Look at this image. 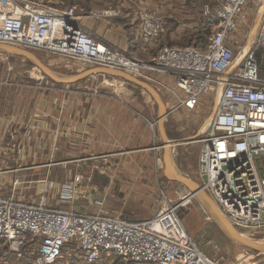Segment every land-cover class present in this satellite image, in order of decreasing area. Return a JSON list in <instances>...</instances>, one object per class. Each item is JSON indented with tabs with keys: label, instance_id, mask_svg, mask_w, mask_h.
<instances>
[{
	"label": "built area",
	"instance_id": "1",
	"mask_svg": "<svg viewBox=\"0 0 264 264\" xmlns=\"http://www.w3.org/2000/svg\"><path fill=\"white\" fill-rule=\"evenodd\" d=\"M252 1L224 0L218 32L206 48L164 46L152 62L94 37L75 7L39 0H0V43L40 48L129 74L171 75L185 92L179 106L188 110L215 91L214 116L200 139L203 189L237 230L264 228V176L257 163L264 157V17L249 47L236 52L229 42ZM167 25L164 16L143 12L138 41L153 44ZM162 202L152 218L132 221L56 208L44 199L22 201L4 194L0 184V238L18 246L24 264H61L64 246L75 241L87 264H106L113 257L137 264H220L187 233L179 206Z\"/></svg>",
	"mask_w": 264,
	"mask_h": 264
},
{
	"label": "crops",
	"instance_id": "2",
	"mask_svg": "<svg viewBox=\"0 0 264 264\" xmlns=\"http://www.w3.org/2000/svg\"><path fill=\"white\" fill-rule=\"evenodd\" d=\"M48 1L45 3L56 7H75L80 15L81 24L94 37L117 50L147 61L155 58L156 51L153 49L155 44L144 46L138 41L141 12L157 11L162 15L166 13L173 15L179 23L170 24V27H167L158 45H161L160 47L186 46L183 43L188 41H181L183 39L181 34L185 28L192 29L191 20L186 19L194 17L196 7L187 2L192 0H55V3L58 2L56 4H52L53 0ZM174 1L179 5L173 3ZM198 10L197 5V13ZM200 12H203V9H200ZM200 15L204 19L207 18L208 25L210 13ZM231 45L235 47L234 43ZM96 68L104 67L94 66L91 69ZM106 76L121 79L104 74H96L88 78L106 80ZM165 78L155 77L163 87L167 83ZM171 78L174 80V77ZM138 80L152 84L143 78ZM70 95H75V99L71 101L66 98L65 103L61 101L58 120L52 115L54 111L44 110L40 119L41 115L35 114V111L28 109V106L22 104L15 106L14 96L0 94V164L5 171L0 176V184L3 193L13 194L22 201L34 202L31 199L33 200L35 189L40 191L39 185L36 184L40 179L56 175L64 178L80 171L86 173L90 168L94 169L95 161L93 160L106 159L107 162L103 166L110 172L107 176L113 174L130 177L129 181H116L113 178L109 179L107 184L103 182L106 190L112 192L118 189L120 192L133 194L127 196L128 199H125L127 202L123 204L124 198L114 196L106 202L103 210L99 207L81 205L78 209L81 207L80 210L83 208L82 212L87 213L103 211L112 216L122 215L128 211L130 213L128 218L132 221L148 220L155 216L161 206H153L154 202L149 201L148 196L146 199L144 195L148 189V192H155V179L150 180L151 183L140 180L141 176L157 175V170L162 169V163L165 161V141L159 128L160 110L155 98L150 95L156 103L158 117H155L156 108L151 105L152 118H149L145 114L148 111L149 102L145 101L144 104L134 102L132 97L136 95L133 89L119 87L105 91L91 90L88 93L76 90ZM168 95L170 97V94ZM159 96L162 98L161 95ZM162 102L167 111L164 122L165 133L174 160L173 147L181 144V141L168 138L166 126L173 109L171 110L163 100ZM153 122L158 125V132L151 127ZM208 124L209 121L201 132H204ZM158 136L162 139L160 145L156 144L157 140L154 139ZM56 143L59 144V151L53 150ZM159 148H163L161 157ZM151 150L154 151L151 159L155 165L158 164L155 168L146 170L135 161L137 157L125 158L126 154H144V164H147V158L150 155L146 152ZM99 173L95 172L96 175ZM17 179L20 184L16 187L14 182ZM95 186L98 187V185ZM94 188L90 187L91 190ZM37 191L35 194H38ZM48 205L67 209L63 206ZM111 207L117 209L113 210ZM124 208L125 211H123ZM137 209L140 210L137 211Z\"/></svg>",
	"mask_w": 264,
	"mask_h": 264
},
{
	"label": "rangeland",
	"instance_id": "3",
	"mask_svg": "<svg viewBox=\"0 0 264 264\" xmlns=\"http://www.w3.org/2000/svg\"><path fill=\"white\" fill-rule=\"evenodd\" d=\"M43 1L49 2L48 0ZM52 2L51 3L54 4L55 0ZM187 2L196 5V7L195 13L193 14L194 17H190L189 19L184 18L186 20H191L192 24H190V26L192 25V29L185 28L184 31H182L181 35L183 36V39H181V41H188L186 42L187 44L183 43L186 45L185 47L196 46L201 49L206 48L212 36L218 32V25L220 23L218 11L223 5L224 0H192ZM173 3L179 5L176 1ZM263 3L264 0L252 1L246 8L245 17L240 20L238 29L234 33H231L229 42L230 44L234 43L236 52H241L244 48L250 46L251 41L255 36L252 35L259 27L264 17ZM184 5L185 4H183V6ZM197 5L199 7L198 13L196 12ZM62 8L69 7L62 6ZM200 9H203V12H200ZM153 12L158 13L157 11ZM206 12L208 14L210 13L208 25L206 24L207 18L204 19L203 16L200 15L202 13L205 15ZM142 13L143 12H141V14ZM141 14L139 16H141ZM77 15L80 16L78 13ZM160 15L164 16L168 20L167 27H170V24L179 23L178 19L174 18L171 14L166 13V15ZM161 36L159 38L160 40ZM158 41L159 40L153 43L155 44L153 49L156 51V56L164 47H160L161 45H158ZM0 44L6 45L4 43ZM10 46L34 54L54 73L62 77H75L94 67L90 66L87 62L58 55L44 49L24 46L17 47L13 45ZM259 54L261 53L259 52ZM138 58L145 62H152L155 59L147 61L141 57ZM142 76L146 77L149 80L148 82L152 83L150 84L146 82L149 86L156 89V91L160 93L159 95L162 96L163 99H161L165 102V104L169 106L171 110L173 109L172 113H170V116L168 117L166 127L169 140L183 141L181 144L173 147V149H175L173 162L177 173L193 180L200 188L203 189V179L199 168L201 151L200 139L203 138L208 131L211 120L214 116V107L217 98L215 91L204 94L200 98L199 105L193 110H188L179 106L181 103L180 97H184L185 92L177 86L175 78L173 80L171 75H164L154 71H146L142 74ZM155 77H158L159 79L166 77L165 80L167 83H163L165 87L161 86L160 82L157 81ZM105 79L106 80H104V78L97 79L92 77L81 80L73 85H61L45 75L26 57L0 50V94L14 96L15 106L20 104L28 106V109L35 111V114L41 115V117H39L40 119L42 118L44 110H50L54 111L52 115L59 120V104L61 101L65 103L66 98H69L71 101L75 99V95H70L71 92L74 93L78 90L88 93V91L91 90L105 91L116 88L118 89L119 87L133 89L136 95L132 97L134 102L138 104H144L145 101L149 102L148 111L145 112L149 118H152L150 106L154 105L156 108L155 117H158L156 103L147 91L134 84H129V82H126L123 79L109 78L107 76ZM168 94H170V97ZM208 121L210 122L209 126L204 130V132H201L202 128ZM151 127L158 132V125L154 122L151 123ZM154 139L155 141L157 140L156 144H162L161 137H154ZM53 150H60L58 143L54 144ZM158 151L161 157L163 155V148H159ZM146 153H149L150 155V157L147 158V164H144V154H126L125 158L133 157L135 159L137 157L135 161H137L139 165L141 164L140 166L146 170L148 168L151 169L158 166V164L155 165L151 159L154 151L151 150ZM94 161V169L90 168L89 172L86 171V173H82L80 171L79 173H75L73 176L64 178L56 175L55 177L40 179L39 182L36 183L39 185L40 191L35 189L34 197L31 201L37 203L44 199L46 204H51L57 207L63 206L64 208H67V210L78 212H82L83 210V208L80 210L81 207L78 209L80 205L99 207L100 210H103V207L107 204L106 202L114 196L120 199L124 198V202H122V204L127 202L125 199L127 200V196L129 197L133 193L120 192L118 189L108 192L106 190V185L103 184V182H106L107 184L113 178H115L116 181H129L130 177H123L121 175L114 176L113 174L111 176H107L108 174L110 175V172H108L107 168L103 166L104 163L107 162L106 159H97L93 160V162ZM163 163L162 169L157 170V175L140 177V180L147 183H151L150 180L153 178L155 179V192H148V189V191H146L147 193H144V195H146L145 198L147 199L149 197V201L152 200L154 202L153 206L157 207L158 205L163 206L162 201L164 200L170 201L173 205H178L179 213L187 233L194 239L199 249L208 256L212 257L216 262H219L220 264H264V254L229 239L219 227V224L214 219L201 197L199 195L192 196L191 191L188 190L185 185L170 179L166 172L165 161ZM257 163L261 175L264 176V157L258 158ZM95 172L100 173L99 175H96ZM19 182L20 181L18 179L15 180L14 185L17 187V185L20 184ZM95 185H98V187ZM90 187L95 188L94 190H91ZM36 191L38 194H35ZM203 191L211 198L208 192L204 189ZM115 208L116 207H111L113 210ZM138 210L140 209H137V211ZM123 211H125V208ZM122 215L128 218L130 213L125 211ZM115 216H119V214ZM238 231L240 233L243 232L244 234L246 232L248 234L254 233L259 236H264V228L244 229ZM17 247L18 246L15 243L7 242L0 238V264H24L26 260L21 258L20 250H18ZM60 263L87 264L80 257L76 241L68 243L64 246L63 257ZM106 264L137 263L126 261L119 257H113L109 258Z\"/></svg>",
	"mask_w": 264,
	"mask_h": 264
},
{
	"label": "water",
	"instance_id": "4",
	"mask_svg": "<svg viewBox=\"0 0 264 264\" xmlns=\"http://www.w3.org/2000/svg\"><path fill=\"white\" fill-rule=\"evenodd\" d=\"M0 50L26 57L34 65H36L38 69L41 70L45 75L50 77L54 82H57L58 84H61V85H73L90 76H93L96 74H104V75H110V76L121 78L147 91L150 95H152L155 98L156 102L159 105V110H160L159 128H160L161 134L165 141V146H164L165 147V155H164L165 156V166H166V172L169 178L185 185L186 188H188V190L191 191L192 196L199 195L201 197V199L203 200L207 208L210 210L212 216L219 224V227L222 229V231L225 233V235L229 239L245 247L256 250L260 252L261 254H264V245L259 244L254 241L246 240L245 238H243L241 234L239 233V231L222 214V212L219 210L216 203L208 196L207 193L203 191L202 188H200L193 180L185 176H181L177 173L174 167L172 155L168 147L169 146L168 139L165 133L164 122L167 117V111H166L165 105L162 102L158 92L154 88H152L151 86H149L147 83L143 81H139L138 79H136L134 76H132L131 74L127 72H124L121 70L109 69V68H96V69L88 70L75 77H62L54 73L37 56H35L34 54L28 51H25V50H22L16 47L8 46V45H3V44H0Z\"/></svg>",
	"mask_w": 264,
	"mask_h": 264
},
{
	"label": "bare ground",
	"instance_id": "5",
	"mask_svg": "<svg viewBox=\"0 0 264 264\" xmlns=\"http://www.w3.org/2000/svg\"><path fill=\"white\" fill-rule=\"evenodd\" d=\"M257 30V29H256ZM256 32V31H255ZM6 45H9V44H6ZM10 46V45H9ZM132 76H135V77H138V78H143V79H146V80H148L146 77H144V76H141V75H135V74H131ZM209 124H210V122H209ZM209 124H208V126H209ZM207 126V127H208ZM187 200H189V199H187ZM186 200V201H187ZM240 233V232H239ZM241 234V236L243 237V238H245L246 240H250V241H254V242H258V243H261L262 245H264V236H259V235H256V234H254V233H250V234H248V233H246L245 232V234L242 232V233H240Z\"/></svg>",
	"mask_w": 264,
	"mask_h": 264
},
{
	"label": "trees",
	"instance_id": "6",
	"mask_svg": "<svg viewBox=\"0 0 264 264\" xmlns=\"http://www.w3.org/2000/svg\"><path fill=\"white\" fill-rule=\"evenodd\" d=\"M67 1H70V0H67Z\"/></svg>",
	"mask_w": 264,
	"mask_h": 264
}]
</instances>
